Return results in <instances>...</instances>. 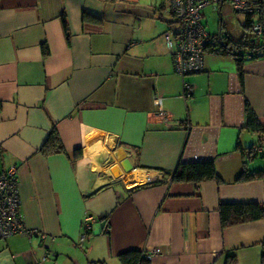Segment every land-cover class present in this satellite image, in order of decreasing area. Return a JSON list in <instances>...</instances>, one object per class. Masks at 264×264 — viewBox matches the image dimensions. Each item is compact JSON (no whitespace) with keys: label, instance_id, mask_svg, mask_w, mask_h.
<instances>
[{"label":"crops","instance_id":"obj_1","mask_svg":"<svg viewBox=\"0 0 264 264\" xmlns=\"http://www.w3.org/2000/svg\"><path fill=\"white\" fill-rule=\"evenodd\" d=\"M165 7L0 0V173L16 168L24 225L46 235L0 238V264H120L133 249H158L150 264H225L231 255L261 264L264 217L222 228L218 206H264V176L237 180L264 170V145L242 156L261 139L245 127L246 102L264 130V57L243 63L242 84L235 58L212 51L182 78L163 38ZM208 7L218 11L216 33L238 36L223 21L228 3ZM183 81L193 86L186 98ZM53 127L64 151L43 155ZM196 161H213L218 178L171 181L179 162ZM87 216L94 222L80 243Z\"/></svg>","mask_w":264,"mask_h":264},{"label":"built area","instance_id":"obj_2","mask_svg":"<svg viewBox=\"0 0 264 264\" xmlns=\"http://www.w3.org/2000/svg\"><path fill=\"white\" fill-rule=\"evenodd\" d=\"M171 14V22L163 38L169 49L173 67L176 73L182 78L188 74L202 71L203 59L211 47L215 46L220 39H214L207 32L201 22V12L210 5H220L228 3L236 14L250 16L251 34L260 36L264 34V0H167ZM216 53V52H215ZM193 86L183 81L181 97L186 98L191 95ZM162 100L155 97V105L158 108L156 115L166 119L165 113L161 109ZM263 143L255 145L246 154L257 155L263 150ZM20 198L18 193V181L16 168L11 167L0 173V238H6L15 234H26L33 236L37 234L35 230H28L19 213ZM94 219L87 216L83 219L82 233L79 242L82 243L91 230ZM39 234V233H38ZM45 238V234H39ZM159 253L158 249L149 251L143 250L147 259ZM40 264V263H38Z\"/></svg>","mask_w":264,"mask_h":264},{"label":"trees","instance_id":"obj_3","mask_svg":"<svg viewBox=\"0 0 264 264\" xmlns=\"http://www.w3.org/2000/svg\"><path fill=\"white\" fill-rule=\"evenodd\" d=\"M170 12V10H169ZM171 15V14H170ZM242 23L243 31L240 35L234 37L230 33L210 34L212 38L220 39V41L209 51L216 52L221 55L232 56L236 60L237 70L242 84L243 81V63L248 59L264 57V34L257 36L250 32V16H245ZM171 20H168V25ZM64 27H66L64 22ZM220 27H223L221 24ZM262 39L259 41V39ZM45 52V49H44ZM245 127L261 134L259 143L264 144V130L253 112L250 105L246 102L244 107ZM258 143V144H259ZM255 146V145H254ZM253 147V146H252ZM242 151L244 159H253L255 155L246 156L251 148ZM63 144L57 132L53 127L47 135L45 141L40 147L43 155L63 152ZM74 155H79V151L75 150ZM264 176V170L248 173L244 169L237 180L249 181ZM213 161H196L190 163L179 162L175 170L171 174V181L174 182H194L200 183L209 179H217ZM220 224L222 228L243 224L246 222L258 220L264 217V206L258 203H221L218 206ZM120 264H150V260L145 257L143 250H127L118 255ZM89 264H105L103 261L90 262ZM225 264H235V256H227ZM261 264H264V240L261 242Z\"/></svg>","mask_w":264,"mask_h":264},{"label":"rangeland","instance_id":"obj_4","mask_svg":"<svg viewBox=\"0 0 264 264\" xmlns=\"http://www.w3.org/2000/svg\"><path fill=\"white\" fill-rule=\"evenodd\" d=\"M156 2H157V6L160 5L162 2L165 3L166 7H165V9L162 10V15H164V17L169 19V17L171 15L169 13V9H168L166 1L156 0ZM204 14H205V16H203V18L201 19V22L203 23V25L207 28V30L209 32L216 33L219 29V20H220L219 15H218V11L212 10L211 7H207L204 10ZM228 15L229 16H227V15L223 16V18H224L223 21L228 22V24L236 32V35H240L243 31V28H242L240 22L244 21V19H245L244 16H242L240 14H236L234 12H230V14L228 13ZM261 40L262 39L260 38L259 41H261Z\"/></svg>","mask_w":264,"mask_h":264},{"label":"water","instance_id":"obj_5","mask_svg":"<svg viewBox=\"0 0 264 264\" xmlns=\"http://www.w3.org/2000/svg\"><path fill=\"white\" fill-rule=\"evenodd\" d=\"M128 163V166L127 165H125V162L124 163H122V167H123V169L126 171V172H128V171H130V170H132L133 169V167L129 164V162L128 161H126V164Z\"/></svg>","mask_w":264,"mask_h":264}]
</instances>
